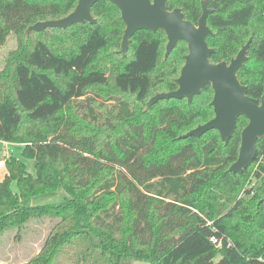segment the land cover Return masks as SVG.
Segmentation results:
<instances>
[{"label": "trees", "instance_id": "1", "mask_svg": "<svg viewBox=\"0 0 264 264\" xmlns=\"http://www.w3.org/2000/svg\"><path fill=\"white\" fill-rule=\"evenodd\" d=\"M201 1L212 10L211 63L229 62L251 38L237 77L259 99L264 0H167V9H182L196 24ZM76 3L0 0V46L9 35L17 43L0 70V141L25 146L35 162L34 177H14L20 192L11 190V176L0 182V240L50 219L55 224L26 264H264V139L241 176L227 169L245 118L227 145L215 130L178 139L213 118L210 85L189 103L161 100L146 109L152 96L177 88L186 43L164 60V32L140 30L122 56L124 24L109 2L91 8L95 24L25 37L27 27L61 19ZM250 172L255 186L245 189ZM59 188L68 195L62 203L22 204Z\"/></svg>", "mask_w": 264, "mask_h": 264}, {"label": "water", "instance_id": "2", "mask_svg": "<svg viewBox=\"0 0 264 264\" xmlns=\"http://www.w3.org/2000/svg\"><path fill=\"white\" fill-rule=\"evenodd\" d=\"M63 1V0H52ZM109 2L120 12L124 24L120 49L126 55L131 38L137 31L145 30L155 33L162 30L166 36L164 60H166L177 43L183 41L187 46L184 64L174 83L177 88L170 92H161L152 96L145 105L148 109L161 100H182L189 103L194 96L201 93L209 84L213 91L211 106L214 116L208 122L178 137L200 138L203 134L215 130L221 142L227 145L235 132L239 117L247 120V125L240 132V145L237 159L229 166L227 172L241 176L256 158V142L264 139V93L259 99L246 94V87L237 77L238 70L248 60L247 52L251 38L241 47L229 62L211 63L210 55L214 50L207 44L206 38L213 33L207 26V17L212 10L201 1V15L196 24L185 20L182 9H167V0H77L73 11L57 20L37 22L25 30L27 38L30 32H42L47 28L65 29L74 24H95L91 8L99 2ZM264 198L258 203H262Z\"/></svg>", "mask_w": 264, "mask_h": 264}, {"label": "rangeland", "instance_id": "3", "mask_svg": "<svg viewBox=\"0 0 264 264\" xmlns=\"http://www.w3.org/2000/svg\"><path fill=\"white\" fill-rule=\"evenodd\" d=\"M16 39L9 35L4 45L0 46V70H2L8 54L16 48ZM25 147L20 144L4 143L0 141V160L6 162V166L0 169V182L6 175L13 177L11 190L14 193L20 192L16 176H21L27 182L28 177L35 176V162L28 157L29 150L24 152ZM21 165L24 167H21ZM252 172L245 180V189L255 186L252 179ZM26 184V183H25ZM245 193L240 192L239 197H244ZM68 195L62 188L55 193L41 195L39 197L27 198L22 201L25 206L55 205L62 203ZM56 220L42 219L32 220L26 224L19 232L13 229L4 234L0 240V264H26L41 249L46 237ZM126 264H149L147 262H128Z\"/></svg>", "mask_w": 264, "mask_h": 264}, {"label": "built area", "instance_id": "4", "mask_svg": "<svg viewBox=\"0 0 264 264\" xmlns=\"http://www.w3.org/2000/svg\"><path fill=\"white\" fill-rule=\"evenodd\" d=\"M5 165H6V162L4 160H0V168L5 167ZM213 242H214V240H213Z\"/></svg>", "mask_w": 264, "mask_h": 264}, {"label": "crops", "instance_id": "5", "mask_svg": "<svg viewBox=\"0 0 264 264\" xmlns=\"http://www.w3.org/2000/svg\"><path fill=\"white\" fill-rule=\"evenodd\" d=\"M23 146V145H22ZM25 147V146H24ZM6 166V165H5ZM4 168V167H3ZM0 169H2V168H0Z\"/></svg>", "mask_w": 264, "mask_h": 264}]
</instances>
